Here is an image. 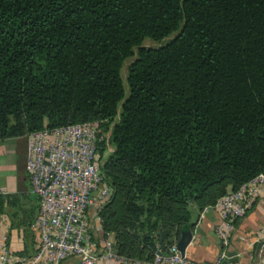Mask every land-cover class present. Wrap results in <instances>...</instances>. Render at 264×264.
Masks as SVG:
<instances>
[{"label": "trees", "instance_id": "1", "mask_svg": "<svg viewBox=\"0 0 264 264\" xmlns=\"http://www.w3.org/2000/svg\"><path fill=\"white\" fill-rule=\"evenodd\" d=\"M92 119L96 238L150 259L264 172V0H0V139Z\"/></svg>", "mask_w": 264, "mask_h": 264}, {"label": "built area", "instance_id": "2", "mask_svg": "<svg viewBox=\"0 0 264 264\" xmlns=\"http://www.w3.org/2000/svg\"><path fill=\"white\" fill-rule=\"evenodd\" d=\"M97 132L98 121L92 119L43 126L24 134L25 169L38 198L37 212L29 225L36 231L38 243L31 253L16 252L10 247L5 225L0 224V264H62L66 258H73L74 264H95L98 259L117 263L135 260L140 264H219L227 257L235 219L261 192L264 172L227 189L212 204L218 209L214 226L218 251L214 259L192 260L179 251L176 241L167 244L165 251H155L150 259H134L115 251L108 231L101 237V246L96 247L87 211L100 206L111 193L100 170ZM4 191L0 183V193Z\"/></svg>", "mask_w": 264, "mask_h": 264}, {"label": "crops", "instance_id": "3", "mask_svg": "<svg viewBox=\"0 0 264 264\" xmlns=\"http://www.w3.org/2000/svg\"><path fill=\"white\" fill-rule=\"evenodd\" d=\"M26 138L25 135H14L0 139V183L5 191L1 194H11L8 202L5 198L0 209V224L8 231V240L12 250L24 249L31 253L38 243L36 231L30 227L37 212L38 198L31 190L30 181L25 169ZM229 189V188H228ZM96 207L88 209L90 226L94 230L96 247L101 246L98 236V220ZM218 220V209L214 205L199 210L191 225V238L185 246V254L192 260H212L218 251V240L214 226ZM28 221V222H27ZM264 186L249 208L235 219L228 251L234 250L236 259L227 264H246L252 260V245L264 238ZM108 237L113 239V233L108 231ZM177 240V239H176ZM174 240V241H176ZM62 264H74L73 258H66ZM95 264H140L135 260L117 263L109 259H98Z\"/></svg>", "mask_w": 264, "mask_h": 264}, {"label": "rangeland", "instance_id": "4", "mask_svg": "<svg viewBox=\"0 0 264 264\" xmlns=\"http://www.w3.org/2000/svg\"><path fill=\"white\" fill-rule=\"evenodd\" d=\"M174 34V32L170 33L169 35L167 36H164L162 37L161 39H158V40H155V39H152V38H149V37H144L142 40H141V45H144V46H156V45H159L161 44L162 42H164L165 40H167L169 37H171L172 35ZM135 48L136 47H133L132 48V51H133V54L124 58V60L122 61L121 63V67H120V75H121V78H122V83H123V88H124V92L126 93L127 92V85H126V82H125V73H126V67H127V64L129 63V61L133 58L134 56V52H135ZM110 146L107 144L106 145V150L105 152L107 151V149H109ZM104 152V153H105ZM246 264H264V244L263 245H260V247L257 249L255 255L253 256L252 260L248 261Z\"/></svg>", "mask_w": 264, "mask_h": 264}, {"label": "water", "instance_id": "5", "mask_svg": "<svg viewBox=\"0 0 264 264\" xmlns=\"http://www.w3.org/2000/svg\"><path fill=\"white\" fill-rule=\"evenodd\" d=\"M190 238H191V228L189 226L183 227L180 231L179 237L176 240V246L181 253H184L185 246L189 242ZM161 239H162V235H160L158 242H160ZM150 244L155 251H160L162 249V247L160 246L158 247L157 243L153 241H150ZM115 251H117L116 248H115ZM234 259H236L235 251L229 250L227 252V257L222 259L219 264H227L228 261H231Z\"/></svg>", "mask_w": 264, "mask_h": 264}]
</instances>
